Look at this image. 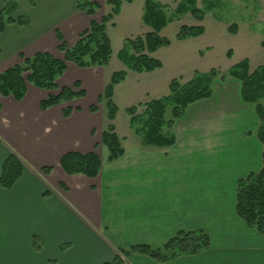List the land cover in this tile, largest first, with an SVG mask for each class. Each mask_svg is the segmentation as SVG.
Instances as JSON below:
<instances>
[{"label": "crops", "instance_id": "0c3cea01", "mask_svg": "<svg viewBox=\"0 0 264 264\" xmlns=\"http://www.w3.org/2000/svg\"><path fill=\"white\" fill-rule=\"evenodd\" d=\"M15 1L28 23H7L0 31V71L19 62V53L48 51L62 58L56 31L72 44L88 26L89 16L75 8L74 0ZM94 1L100 7L93 17L100 20L108 5ZM103 67L67 62L57 85L73 87L79 81L85 95L44 110L39 103L48 91L32 84L19 101L0 95V168L10 151L24 167L11 187H0V264H100L133 244L159 246L182 229L204 230L209 247L167 262L133 253L123 256L121 264H264V234L234 211L236 180L260 167L262 151L255 134L258 120L253 105L240 97V82L215 79L208 98L189 104L163 130L174 135L173 144L144 145L120 135L124 152L109 161L93 124L97 111L88 109L91 103H79L87 96V76L97 82L95 96L101 93ZM119 69L126 70V77L114 87L115 102L118 94L125 95V107L153 95L148 72H133L122 62ZM217 82L226 83L218 101L232 96L231 105L211 102ZM66 105L74 108L68 117L62 114ZM234 117L242 124L239 128H232ZM70 150H95L99 173L88 177L64 172L59 159ZM43 166L50 171L45 173ZM32 235L43 239L37 251ZM49 247L56 256L45 252Z\"/></svg>", "mask_w": 264, "mask_h": 264}, {"label": "trees", "instance_id": "16d2710c", "mask_svg": "<svg viewBox=\"0 0 264 264\" xmlns=\"http://www.w3.org/2000/svg\"><path fill=\"white\" fill-rule=\"evenodd\" d=\"M33 3V0H29ZM133 0H105L109 5L100 18L95 20L94 13L100 4L94 0H74L75 8L84 11L89 16L88 26L79 32L77 39L68 44L61 34L56 31L57 49L62 53V58L55 57L48 51H37L30 56L19 53V62L0 71V95L12 96L15 100H21L28 84L48 91L39 107L44 110L49 107L69 102L74 98L85 95V90L79 81H75L73 87L58 86L56 79L66 69V63L72 62L78 67H98L108 64L112 48L107 35L106 26L114 24V17L120 12L122 2ZM190 3L189 11L199 22L203 18V11L195 4V0H184ZM0 31L7 23L25 25L28 17L17 12L15 0H0ZM182 2V3H183ZM182 3H178V10H183ZM180 5V6H179ZM160 3L152 0H144V12L142 20L151 26L147 30L134 37H125L121 48L117 52V58L129 70L134 72H149L159 68L162 63L151 54L162 46L170 44V39L159 34L161 28L170 20L160 7ZM233 24L230 32L236 31ZM204 33L201 24L179 26L174 38L183 40L187 37H196ZM231 50L226 52L229 57ZM228 77L240 82V97L242 101L253 105L258 120L256 137L259 140L261 151V164L256 171L249 172L246 176L238 178L235 184L234 211L236 215L249 227L258 233L264 234V63L249 71L248 60L241 59L233 64L226 74L218 69L210 68L208 71H195L186 82H180V78H171L168 82L167 94L151 98L146 102H138L125 107L129 115L130 128L140 138L144 145L169 146L174 143L175 137L163 131L164 127H170L175 119L181 117L185 108L200 99L208 98L212 93V83L215 79L223 80ZM126 77V70L119 69L111 72L103 85L97 101L105 107L107 123L100 133V144L107 152V160L111 161L120 157L123 152L121 141L124 137L116 131L114 119L118 106L114 101V87ZM54 90H57L55 93ZM139 106H143L141 112H137ZM170 107V118L165 120L164 113ZM74 108L66 105L62 108V114L68 117ZM75 109H78L77 107ZM88 109L91 112L98 110V105L92 103ZM59 165L67 174L81 173L88 177H95L101 168V160L95 150L81 153L78 151H66L60 156ZM23 164L19 157L12 151L8 152L1 163L0 187L9 188L21 176ZM50 166H43L47 173ZM42 238L32 235L31 245L34 250H39ZM210 238L202 229L178 230L159 246H151L147 243H137L128 248L120 249L112 259L100 264H121L123 256L129 254L147 255L157 262H167L180 256L195 255L207 249ZM66 246L61 244L60 248Z\"/></svg>", "mask_w": 264, "mask_h": 264}, {"label": "rangeland", "instance_id": "374dc122", "mask_svg": "<svg viewBox=\"0 0 264 264\" xmlns=\"http://www.w3.org/2000/svg\"><path fill=\"white\" fill-rule=\"evenodd\" d=\"M152 1L160 3L162 11L166 16L171 17L159 31L160 35L170 39V44L158 48L151 54L159 59L163 66L161 65L159 68L148 72V80L146 81L148 82V89L150 86L154 89L153 95L150 94L151 96H148V99L143 102L148 101L151 97L158 98L167 94L168 82L174 77L180 78V82L183 83L189 80L195 71L205 72L210 68L218 69L221 73L226 74L233 64L244 58L248 60L250 72L258 65L264 63V0H195L196 6L203 11V18L200 22L194 18L189 9H185L190 7L191 2H183L184 0ZM178 3L183 4L179 6L183 7L185 11L178 10ZM143 9L144 0L123 2L120 8L121 13H118L113 19L114 24L106 26L112 55L108 64L101 69L104 82L109 78L111 72L119 70L120 62L117 58V52L121 48L124 38L134 37L147 30H152L151 26L145 24L141 18L144 12ZM182 24H201L204 27V33L196 37L176 40L174 35ZM233 24L236 25V31L230 32L229 29L232 28ZM228 50H231L229 57L226 56ZM226 77L228 76L226 75ZM83 84L86 88L87 96L79 103L82 106L86 102L98 105L93 124L96 132H99L98 134L100 135L106 126L107 119L104 105L101 101H97V96L94 94L97 82L92 81V78L87 76L83 80ZM224 87H226V83L218 82L214 87L216 94L214 96L215 99L211 100V102L219 107H222L226 102L231 105L232 101H234L232 96L229 100L222 101V103L218 101L219 97H223L221 92ZM204 102L206 105L211 103L210 101ZM261 102L264 105V99ZM115 103L119 107V112L116 113L114 121L117 133L119 135H127L128 139L133 137L140 140L130 128L129 115L125 112V106H123L127 103L125 95L118 94ZM200 104L203 105L204 103ZM142 109L143 106H139L137 112H141ZM169 118L170 107L168 106L164 113V119L167 120ZM240 124V120L234 117L232 128H239ZM163 130L165 131L166 128L164 127ZM43 244L42 239L39 245L42 247ZM49 249L46 248L45 252L56 256L57 252L50 253L53 249L51 250V247Z\"/></svg>", "mask_w": 264, "mask_h": 264}]
</instances>
